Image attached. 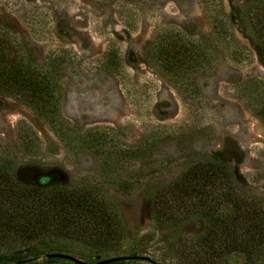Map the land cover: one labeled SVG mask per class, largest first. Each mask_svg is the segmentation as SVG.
I'll use <instances>...</instances> for the list:
<instances>
[{"label":"rangeland","instance_id":"obj_1","mask_svg":"<svg viewBox=\"0 0 264 264\" xmlns=\"http://www.w3.org/2000/svg\"><path fill=\"white\" fill-rule=\"evenodd\" d=\"M258 1L0 0V30L33 63L53 61L58 90L47 118L0 94V179L89 189L117 223L105 238L39 241L45 255L35 264H74L47 257L54 253L88 264L114 257L124 258L115 264H188V241L230 212L210 189L201 196L174 186L208 161L223 163L243 192L264 201V47L248 16ZM174 32L197 41L209 64L166 71L154 45ZM25 247L18 237L0 238L1 254ZM259 255L256 264H264ZM245 256L224 254L214 264Z\"/></svg>","mask_w":264,"mask_h":264},{"label":"trees","instance_id":"obj_2","mask_svg":"<svg viewBox=\"0 0 264 264\" xmlns=\"http://www.w3.org/2000/svg\"><path fill=\"white\" fill-rule=\"evenodd\" d=\"M248 16L252 31L264 47V0L254 3ZM213 26L218 36L225 38L227 30L223 23L214 19ZM154 56L166 71L175 75L199 71L210 62L201 45L180 32L161 35L154 45ZM53 66L52 60L44 65L33 63L10 33L0 30V94L24 101L47 118L51 114L48 107L58 101ZM261 112L264 114V108ZM97 135V141L105 138ZM194 166L174 186L201 196L210 189L213 202L228 205L230 212L211 219L203 235L188 241L193 251L188 264H214L231 253H246L241 264H256L261 258L259 253H264V201L243 192L220 161ZM0 199L7 202L5 206L0 202V238L12 235L26 246L24 253H0V264H35L45 255L36 245L47 238H105L116 233L114 211L89 189L57 187L48 191L42 187H18L2 177ZM198 250L209 251L196 253ZM125 259L138 260L135 256Z\"/></svg>","mask_w":264,"mask_h":264},{"label":"water","instance_id":"obj_3","mask_svg":"<svg viewBox=\"0 0 264 264\" xmlns=\"http://www.w3.org/2000/svg\"><path fill=\"white\" fill-rule=\"evenodd\" d=\"M48 258H56V259H64V260H68V261H71L73 262L74 264H88V263H84L80 260H77L71 256H68V255H64V254H61V253H54V254H50L47 256ZM122 258H119V257H114V258H109V259H106V260H101V261H98L97 263L95 264H111V263H117L121 260Z\"/></svg>","mask_w":264,"mask_h":264}]
</instances>
